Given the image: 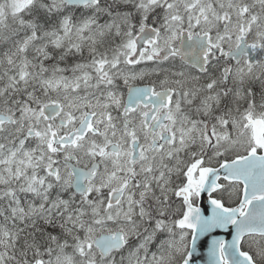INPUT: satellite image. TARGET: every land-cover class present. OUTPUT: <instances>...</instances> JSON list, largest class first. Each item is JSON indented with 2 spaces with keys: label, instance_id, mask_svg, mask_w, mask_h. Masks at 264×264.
<instances>
[{
  "label": "snow or ice",
  "instance_id": "6c2138e0",
  "mask_svg": "<svg viewBox=\"0 0 264 264\" xmlns=\"http://www.w3.org/2000/svg\"><path fill=\"white\" fill-rule=\"evenodd\" d=\"M0 264H264V0H0Z\"/></svg>",
  "mask_w": 264,
  "mask_h": 264
}]
</instances>
